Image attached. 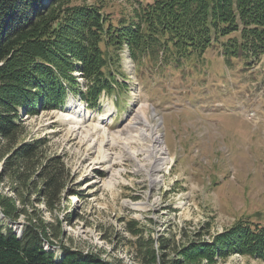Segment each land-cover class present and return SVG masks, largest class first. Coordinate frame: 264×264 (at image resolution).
Segmentation results:
<instances>
[{"label":"rangeland","instance_id":"rangeland-1","mask_svg":"<svg viewBox=\"0 0 264 264\" xmlns=\"http://www.w3.org/2000/svg\"><path fill=\"white\" fill-rule=\"evenodd\" d=\"M82 2L100 4L117 23L152 0H76ZM224 41L176 65L166 59L138 65L125 50L119 71L126 83L116 78L127 94L102 95L99 108L92 110L79 95L68 93L61 109L23 118L27 140L46 139V155L62 158L70 170L66 194L81 195L78 202L63 200L53 215L27 195L30 209L61 228L56 246L46 244V250L59 256L62 244L138 264L129 254L135 238L124 231L135 221L159 253L160 243L168 241V261L264 264L240 254L213 261L187 250L212 243L241 221L264 226V56L235 57L223 48ZM74 77L85 90L80 73ZM145 105L152 132L162 137L172 159L157 172L151 170L153 143L140 137L134 121ZM2 168L0 163V173ZM14 189L4 175L0 195L20 197ZM0 223L22 232L21 222Z\"/></svg>","mask_w":264,"mask_h":264},{"label":"trees","instance_id":"trees-1","mask_svg":"<svg viewBox=\"0 0 264 264\" xmlns=\"http://www.w3.org/2000/svg\"><path fill=\"white\" fill-rule=\"evenodd\" d=\"M111 18L98 3L0 0V183L9 176L14 192L21 193L15 199L0 195V213L10 224L23 223L20 235L0 223V264H125L62 244L59 256L46 250V244L56 246L61 228L30 209L27 195L50 215L63 200L81 195L66 194L70 170L62 158L46 155V139L27 140L24 117L61 109L68 93L79 95L92 110L99 108L102 95L127 94L116 78L126 83L119 71L125 50L138 65L145 59L156 65L174 60L176 65L224 39L223 48L235 57L264 56V0H152L117 23ZM124 231L135 238L128 253L138 264H198L168 261V241L160 243L159 253L135 221L126 223ZM187 250L213 261L240 254L264 263V226L241 221L212 243L191 244Z\"/></svg>","mask_w":264,"mask_h":264},{"label":"bare ground","instance_id":"bare-ground-1","mask_svg":"<svg viewBox=\"0 0 264 264\" xmlns=\"http://www.w3.org/2000/svg\"><path fill=\"white\" fill-rule=\"evenodd\" d=\"M76 120H75V122L78 124L79 122H77ZM134 121L136 122V125H138L137 129H138V131H140L139 132L140 137H142V138L148 137L151 139V141L153 143V145L150 147L151 148L150 149L151 150L150 151L151 152L150 157H153L151 170L153 172H157V171L163 169L164 166H166L167 163L169 161H171L172 159L168 153L167 148L164 145V142L162 141V137L157 132H156V134H154L155 132L154 133L152 132L154 126L153 127L151 126L152 123L150 124L149 117L147 116V105L144 106L143 110H139L135 114ZM161 150H162V152L160 153ZM131 155L134 156L135 154H131ZM72 200H73V202H78L77 201L78 199L75 196L72 197ZM132 206L134 208H141V206H139V204H136V203H132ZM2 220H4V218L2 217V215L0 213V222H2Z\"/></svg>","mask_w":264,"mask_h":264},{"label":"water","instance_id":"water-1","mask_svg":"<svg viewBox=\"0 0 264 264\" xmlns=\"http://www.w3.org/2000/svg\"><path fill=\"white\" fill-rule=\"evenodd\" d=\"M2 215V214H1ZM2 217H3V215H2Z\"/></svg>","mask_w":264,"mask_h":264}]
</instances>
